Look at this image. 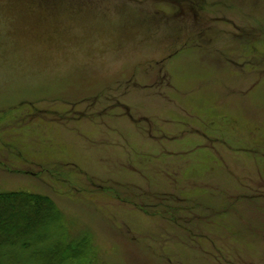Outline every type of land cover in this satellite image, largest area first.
Returning <instances> with one entry per match:
<instances>
[{
	"label": "rangeland",
	"instance_id": "rangeland-1",
	"mask_svg": "<svg viewBox=\"0 0 264 264\" xmlns=\"http://www.w3.org/2000/svg\"><path fill=\"white\" fill-rule=\"evenodd\" d=\"M12 191L70 264H264V0H0Z\"/></svg>",
	"mask_w": 264,
	"mask_h": 264
},
{
	"label": "trees",
	"instance_id": "trees-1",
	"mask_svg": "<svg viewBox=\"0 0 264 264\" xmlns=\"http://www.w3.org/2000/svg\"><path fill=\"white\" fill-rule=\"evenodd\" d=\"M60 213L46 195L0 192V264H70L81 259L87 252L86 239L39 248L47 229L58 221ZM26 252L30 253L27 259L22 257Z\"/></svg>",
	"mask_w": 264,
	"mask_h": 264
}]
</instances>
